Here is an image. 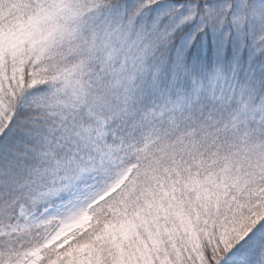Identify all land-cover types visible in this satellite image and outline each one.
Returning <instances> with one entry per match:
<instances>
[{
	"label": "snow or ice",
	"instance_id": "1",
	"mask_svg": "<svg viewBox=\"0 0 264 264\" xmlns=\"http://www.w3.org/2000/svg\"><path fill=\"white\" fill-rule=\"evenodd\" d=\"M0 264H264V0H0Z\"/></svg>",
	"mask_w": 264,
	"mask_h": 264
}]
</instances>
